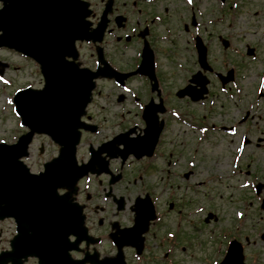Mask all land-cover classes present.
Returning <instances> with one entry per match:
<instances>
[{"label":"rangeland","instance_id":"obj_1","mask_svg":"<svg viewBox=\"0 0 264 264\" xmlns=\"http://www.w3.org/2000/svg\"><path fill=\"white\" fill-rule=\"evenodd\" d=\"M89 1L98 8L97 0ZM228 1L224 3L226 6L224 11L219 14L215 0H195L194 4L196 2V6L200 5L197 11L200 17L195 18L206 22L208 18L213 20L219 18L215 16L224 17V22L221 18L218 23L208 21L204 27L198 28L203 36L206 35L205 42L207 41L210 47L208 62L212 68L220 69L221 62L225 61L227 64L235 65L241 76L245 74L244 79L238 81L240 83L237 87L243 89L240 98L244 100L245 109L252 112V118L248 121L255 129H251L253 138L262 136L263 144L260 148L254 144L246 146L236 163L233 158L240 137L237 141L231 138L232 135L218 131L213 136L198 141L199 133L192 134L181 125L171 123L161 145L165 157L156 158L154 162L158 166L151 171L150 176L147 174L146 179L148 186L151 184L160 195L157 203L160 209L157 212L163 211L164 216L153 228L154 235H147L145 241L147 247L143 253L147 262L141 263L140 258L131 250H126V264H170L169 262L214 264L217 258L222 256L232 235L238 237L243 244L244 236L249 237V243L244 246L245 262L264 264V210L254 209L264 196V188L259 197H256L254 192L257 182L264 183V97L257 99L259 95L257 92L264 91V0H238V7L235 10L230 7ZM139 6L142 8V15L149 11L152 15L162 16L154 31L158 40L156 42L158 64L163 86L174 93L186 83L185 78L198 68L191 47L194 30L189 27V30H185L181 23L182 20H189V12L186 9L189 10L190 6L185 0H155L150 6L144 2ZM127 11H129L127 16L130 17L129 26H132L137 11ZM230 14L235 20H229ZM160 35L167 37L163 40L158 38ZM222 39H228L230 49L233 48L239 53L224 50L221 45ZM131 46V49L123 50L120 45L113 42L106 45V54L120 70L134 69L132 59L136 49L135 42H132ZM246 46L254 48L256 54L254 59L246 55ZM77 48L79 63L91 68V65H94L93 48L84 43H77ZM208 78L210 94L219 93L218 83L211 75H208ZM126 81L133 92L138 90L140 98L145 100L146 87L142 79L135 75ZM97 82L94 100L87 114L92 116V121L100 123L101 126L98 134L83 139L84 143L82 142L79 149L80 158H85L87 140L98 143L122 130L118 125L115 126L119 116L123 115V119L120 120V124L125 123L123 126L139 121L135 114L136 104L130 93H123L119 87L106 79ZM27 86L32 88L42 86V77L36 63L12 50L0 48V141L14 142L26 131L19 123L11 98L14 91ZM120 94L124 96L121 101L118 100ZM170 100L173 106L181 107L184 111L188 107L187 111L193 113L195 117L201 118L206 114V120L224 125L234 122L241 112H244L238 98L232 101L220 98L212 112L203 110L197 104L186 103L185 100L175 98L173 95L170 96ZM243 130V127L238 129L240 132ZM174 145L183 150V154L170 155ZM57 151L58 146L49 137L35 134L28 147V155L23 161L30 171L38 172L42 170L44 162L57 155ZM235 163L245 170L248 169L250 175L237 177L233 174L239 169L237 166L234 167ZM113 165L116 166V163ZM132 168H126L125 172H137L131 170ZM189 168L192 173L186 178L183 177ZM163 183L166 184V188L162 187ZM247 183L251 185L244 187ZM90 213L87 210L89 218ZM177 214H182L183 217H177ZM87 224L91 233H99V230H95L93 217ZM178 226L181 227V234L180 238L175 239L177 243L174 246L169 243L170 239H166V236L168 238L169 236L164 233L166 231L175 233L174 229ZM10 232V222L0 221V251L8 247ZM109 248L105 246L100 249L101 255H113Z\"/></svg>","mask_w":264,"mask_h":264},{"label":"water","instance_id":"obj_2","mask_svg":"<svg viewBox=\"0 0 264 264\" xmlns=\"http://www.w3.org/2000/svg\"><path fill=\"white\" fill-rule=\"evenodd\" d=\"M1 1L0 46L14 48L37 61L45 83L42 90L27 88L14 99L30 132L16 144H0V218L14 216L18 231L14 255L0 254V264H6L8 259L20 264V257L32 253L38 256L40 264H69L65 255L66 236L74 233L80 240L86 230L80 207L69 206L55 194V189L73 183L86 172V165L78 166L75 161L77 128L79 116L90 99L92 79L98 74L78 68L65 57H76L75 40L90 38L84 20L87 4L81 0ZM203 56L201 51L202 60ZM142 64L151 71L152 56L148 49L144 50ZM204 84L203 81L201 90ZM146 119L151 121L148 116ZM34 131L49 134L60 145L59 155L45 163L44 172L39 175L28 174L19 160L26 155ZM35 229L38 231L28 235V230ZM228 258L231 264H243L241 246L236 241L231 242L221 264ZM99 264H124L121 251L116 258L104 259Z\"/></svg>","mask_w":264,"mask_h":264},{"label":"flooded vegetation","instance_id":"obj_3","mask_svg":"<svg viewBox=\"0 0 264 264\" xmlns=\"http://www.w3.org/2000/svg\"><path fill=\"white\" fill-rule=\"evenodd\" d=\"M147 3L146 1H140V0H112V13L109 16L110 19L114 17L116 13H123L124 10H126V7H136L140 5L141 3ZM151 1H149L150 3ZM101 6L103 3V0H100ZM152 4V3H150ZM196 4V2H195ZM100 6V7H101ZM200 6V5H199ZM197 5V9L199 8ZM100 7H98L100 9ZM93 8V5L92 7ZM93 10V9H92ZM142 8L138 9V17L136 20V26L137 29L134 33L129 34V38L125 39V41H130L136 43L137 46H140L142 44V39H140L139 33L141 32V27H144L142 31L145 30L146 32V40L150 44L151 48H156V40L154 35L153 26L155 24L154 15L151 13L142 15ZM191 15H194L193 12H191ZM98 14L95 10H93L92 15L90 16V20L92 24H95L97 21ZM195 17V15H194ZM196 21V20H195ZM112 21L108 23V26L110 27L111 31H114L115 29L112 28L111 25ZM126 23L125 26L126 27ZM197 25V23H196ZM128 26V25H127ZM220 37V36H217ZM119 41H121V38H118ZM230 43L228 42V45ZM226 49V48H225ZM230 48L226 49L229 50ZM250 143V142H249ZM258 145V144H256ZM130 174L132 177L125 176L127 172H120L121 176L117 181H115L112 185L108 184V179H98L97 183L95 184V189L101 192V195H90L88 193L84 194V199L82 198V192L76 193V195H71L74 199H76L79 203L82 204L84 211L91 208L89 202L91 199L95 200V203L92 206V212L94 216L96 217V223H95V230H99L98 235H95L98 238V242L101 241L102 243H106L107 240L105 237L109 238L110 232H117L119 228H125L132 224L133 216H134V206L133 201L136 196H140V194L143 192V190L149 191L151 188L147 189L146 185H142V175H147V172H136V176L134 175L135 172H131ZM150 175V174H148ZM105 181V182H104ZM111 187V191L113 194L121 195L124 199V207L121 210H117L114 203L113 198H109L106 195V191ZM134 195V196H133ZM102 198H105V201H101ZM133 199V200H132ZM99 202L104 203V205L98 204ZM86 222H88L91 218L87 215V212L85 213ZM116 225V226H114ZM89 228V227H88ZM101 231V232H100ZM98 232V231H97ZM111 232V233H112ZM102 234V235H101ZM72 239V237H70ZM82 248L85 250H93L94 246H85L82 245ZM72 255L74 257H78L81 254H77L76 252H72ZM29 263H34L33 261L29 260Z\"/></svg>","mask_w":264,"mask_h":264}]
</instances>
